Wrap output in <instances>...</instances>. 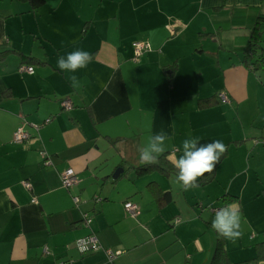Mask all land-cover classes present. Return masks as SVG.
<instances>
[{"label": "crops", "instance_id": "crops-1", "mask_svg": "<svg viewBox=\"0 0 264 264\" xmlns=\"http://www.w3.org/2000/svg\"><path fill=\"white\" fill-rule=\"evenodd\" d=\"M234 12L245 21L232 23ZM259 12L264 0H45L33 10L0 0V264H208L215 208L229 203L240 207L243 236H219L223 264H264V63L242 62ZM135 40L150 44L138 60ZM75 48L92 56L75 73L79 90L57 67ZM28 65L32 73L20 70ZM18 126L30 133L23 143L12 140ZM160 131L170 137L171 173L135 175L138 148ZM195 137L226 151L212 178L184 191L173 158ZM119 166L126 174L112 179ZM69 167L79 180L66 189L59 174ZM158 189L170 194L161 206ZM126 200L138 204L136 217ZM91 232L121 251L113 261L75 249Z\"/></svg>", "mask_w": 264, "mask_h": 264}, {"label": "clouds", "instance_id": "clouds-1", "mask_svg": "<svg viewBox=\"0 0 264 264\" xmlns=\"http://www.w3.org/2000/svg\"><path fill=\"white\" fill-rule=\"evenodd\" d=\"M92 60L91 54L82 48H75L57 58V67L64 72L70 86L74 90L83 87V81L75 73L88 67ZM170 137L164 131L151 135L148 142L138 148L141 165H154L158 163L161 154L166 152ZM173 158L176 169L175 180L184 190L199 187L197 181L205 173H212L220 157L226 151V145L220 140L210 143H200V138H185L182 141V151ZM244 218L240 207L236 203L225 204L215 211L211 227L226 240L235 243L243 236L242 224Z\"/></svg>", "mask_w": 264, "mask_h": 264}, {"label": "built area", "instance_id": "built-area-1", "mask_svg": "<svg viewBox=\"0 0 264 264\" xmlns=\"http://www.w3.org/2000/svg\"><path fill=\"white\" fill-rule=\"evenodd\" d=\"M149 49H150V44L148 41L135 40L133 42V60H138V58L143 53L148 51ZM20 70L21 71L24 70L28 73H32L33 66L28 65V66L20 67ZM218 97L221 101L228 100V97L224 92H219ZM60 104H61V107L65 110H69L72 108V101L69 98L62 99ZM48 119L46 120L48 121ZM35 126L36 128L38 127L37 125ZM29 136H30V133L26 131L23 128V126H18L13 132L12 140L15 143H23L29 138ZM39 154H40L41 159H43L42 164L48 165L51 163L49 155L46 153V151L41 150ZM59 175H60L61 186L66 189H70L79 180L74 169H72L71 167L64 169L62 172H60ZM22 184L28 189L31 188L29 182L25 180L22 181ZM72 199H73L74 204L76 205L79 204L80 198L78 196H73ZM123 206H124L126 213L129 216L131 217L137 216L138 211H139L138 204H136L133 201L127 200L124 202ZM82 222L85 225H89L91 222V218L88 216L86 212L82 213ZM179 222H180V218L175 217L173 219L172 225L174 226L178 224ZM74 247L80 254H86V253L93 252V251L103 250L106 254L108 261L110 262L113 261L115 257L121 252L120 250H113L108 247H103L100 244L99 240L97 239L96 235L92 232L76 238L74 241ZM48 253H49L48 248L46 246H43L42 254L46 255ZM68 262L69 261H66V260H60V261L55 262L54 264H67Z\"/></svg>", "mask_w": 264, "mask_h": 264}, {"label": "trees", "instance_id": "trees-1", "mask_svg": "<svg viewBox=\"0 0 264 264\" xmlns=\"http://www.w3.org/2000/svg\"><path fill=\"white\" fill-rule=\"evenodd\" d=\"M20 1H26L29 5V9L33 10L36 7L43 4L45 0H20ZM262 42H264V13L259 12L258 15L256 16L254 22L252 23V25L250 27V34L248 35L247 43L243 49L242 62L244 65L253 69V68H258L259 66H261L262 62L264 63V59L262 57V52L264 53V47L261 46ZM258 51L261 53V55L257 54ZM24 56H26V55H24ZM26 57L30 58V59L32 58L30 56H26ZM209 99L210 98H204L201 100L204 103H209L208 102ZM48 118H46V119H48ZM41 150H43V149H41ZM49 158H50V156H49ZM42 161H43V159H41V162ZM130 168H133L135 175H142L144 173H150V172H154V171L161 172V173H164L166 175L171 173V170H170L171 169V163L167 159L166 153L161 154V156L158 159L157 164H154V165L138 164V165L132 166ZM127 170L128 169L124 170V172H122V174L123 175L126 174ZM213 172L212 173H205L202 177H200L198 179L197 183H200V182L204 183L208 179L212 178ZM122 174H120V175H122ZM149 185H151V183ZM97 198L98 197H95L94 199L97 200ZM156 201H157L159 206L169 202L170 201L169 192L168 191L164 192V191L158 189V192L156 195ZM215 209H218V208H215ZM88 216L90 218H92L90 214H88ZM225 255L226 254H225L224 250H222V240L218 236L216 238V243L214 245V249H213V252H212V255H211V258H210L208 264H223L225 261L224 260Z\"/></svg>", "mask_w": 264, "mask_h": 264}, {"label": "rangeland", "instance_id": "rangeland-1", "mask_svg": "<svg viewBox=\"0 0 264 264\" xmlns=\"http://www.w3.org/2000/svg\"><path fill=\"white\" fill-rule=\"evenodd\" d=\"M225 12H223V13H219V15H222V14H224ZM227 14H229L230 15V13H227ZM231 22L233 23V22H237V21H245V12L244 13H242V14H240V13H238V12H234V13H232L231 15ZM226 23V22H225ZM117 168V167H116ZM115 168V169H116ZM114 169V170H115Z\"/></svg>", "mask_w": 264, "mask_h": 264}, {"label": "water", "instance_id": "water-1", "mask_svg": "<svg viewBox=\"0 0 264 264\" xmlns=\"http://www.w3.org/2000/svg\"><path fill=\"white\" fill-rule=\"evenodd\" d=\"M122 172H123V168L120 167V166L117 167V168L113 171V173L111 174V178H112V179H116V178H118Z\"/></svg>", "mask_w": 264, "mask_h": 264}]
</instances>
